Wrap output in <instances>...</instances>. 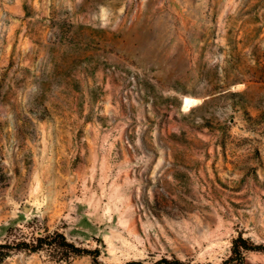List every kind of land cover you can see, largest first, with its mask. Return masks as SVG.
<instances>
[{
	"label": "rangeland",
	"instance_id": "obj_1",
	"mask_svg": "<svg viewBox=\"0 0 264 264\" xmlns=\"http://www.w3.org/2000/svg\"><path fill=\"white\" fill-rule=\"evenodd\" d=\"M9 227L101 264H264L231 251L264 244V0H0ZM58 256L2 264H94Z\"/></svg>",
	"mask_w": 264,
	"mask_h": 264
},
{
	"label": "trees",
	"instance_id": "obj_2",
	"mask_svg": "<svg viewBox=\"0 0 264 264\" xmlns=\"http://www.w3.org/2000/svg\"><path fill=\"white\" fill-rule=\"evenodd\" d=\"M44 247H51L59 251L58 259L67 260L72 255L90 254L94 264H101L96 254L97 250H88L81 248L69 241L61 232H47L40 235L27 236L22 233L17 227H9L7 236L3 241H0V264L16 251L37 252ZM247 249H264V244H253L246 238L238 235L232 240L231 251L235 256L240 257L243 250ZM184 264L180 259L160 258L155 264ZM125 264H140L139 261H129ZM209 264V263H206Z\"/></svg>",
	"mask_w": 264,
	"mask_h": 264
},
{
	"label": "bare ground",
	"instance_id": "obj_3",
	"mask_svg": "<svg viewBox=\"0 0 264 264\" xmlns=\"http://www.w3.org/2000/svg\"><path fill=\"white\" fill-rule=\"evenodd\" d=\"M184 101H185V103H188L189 102V98L185 97Z\"/></svg>",
	"mask_w": 264,
	"mask_h": 264
}]
</instances>
